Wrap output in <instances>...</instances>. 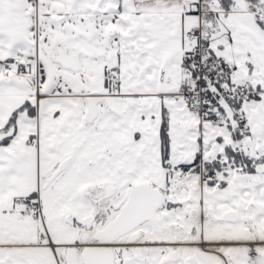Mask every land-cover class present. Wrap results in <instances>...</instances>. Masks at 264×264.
Returning a JSON list of instances; mask_svg holds the SVG:
<instances>
[{"label": "snow or ice", "instance_id": "obj_1", "mask_svg": "<svg viewBox=\"0 0 264 264\" xmlns=\"http://www.w3.org/2000/svg\"><path fill=\"white\" fill-rule=\"evenodd\" d=\"M0 264H264V0H0Z\"/></svg>", "mask_w": 264, "mask_h": 264}]
</instances>
